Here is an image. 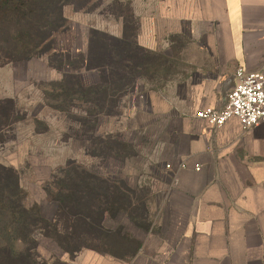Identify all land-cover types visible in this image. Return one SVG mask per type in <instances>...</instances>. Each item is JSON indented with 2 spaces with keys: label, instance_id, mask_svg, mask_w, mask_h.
I'll return each instance as SVG.
<instances>
[{
  "label": "rangeland",
  "instance_id": "obj_1",
  "mask_svg": "<svg viewBox=\"0 0 264 264\" xmlns=\"http://www.w3.org/2000/svg\"><path fill=\"white\" fill-rule=\"evenodd\" d=\"M156 6L153 0H77L63 9L66 30L54 35L53 49L84 52L91 28L120 35L124 24L131 34L138 21L130 14L155 12ZM166 53L169 58L156 53L132 58L138 68L126 93L93 104L50 97L49 84L59 81L61 73L49 68L45 57L9 62L0 52V100L11 99L17 112L16 123L0 134V165L18 173L24 205L36 207L45 220L59 215L54 201L58 186L65 194L74 186L80 200L61 214L60 235L45 224L15 233L27 236L26 246L17 243L18 250L34 246L35 264H68L84 250H132L133 243L120 235L149 230L158 220L171 186V137L164 117L153 114L148 102L152 94L169 100L174 92V51ZM95 112H100L96 122ZM85 188L94 196L84 198Z\"/></svg>",
  "mask_w": 264,
  "mask_h": 264
},
{
  "label": "crops",
  "instance_id": "obj_2",
  "mask_svg": "<svg viewBox=\"0 0 264 264\" xmlns=\"http://www.w3.org/2000/svg\"><path fill=\"white\" fill-rule=\"evenodd\" d=\"M153 1L132 18L140 48L174 51V92L148 102L171 137V186L152 228L120 235L132 250H84L68 264H264V125L195 117L222 108L238 67L264 72V0Z\"/></svg>",
  "mask_w": 264,
  "mask_h": 264
},
{
  "label": "trees",
  "instance_id": "obj_3",
  "mask_svg": "<svg viewBox=\"0 0 264 264\" xmlns=\"http://www.w3.org/2000/svg\"><path fill=\"white\" fill-rule=\"evenodd\" d=\"M76 1L0 0V52L9 62H28L45 57L48 67L61 73L59 81L49 84L53 93L49 94L50 97L76 102L85 100L94 104L101 99L112 100L123 96L135 79L131 74L134 73L133 69L138 68V65L130 63L131 59L139 54L151 56L155 53L140 48L135 42L137 28L128 34L127 25L124 24L120 38L91 28L87 33L84 52L73 54L55 51L54 35L66 30L67 19L63 9L73 6ZM129 17L132 19V14ZM120 18L125 17L121 15ZM92 78H96L97 82ZM15 114L16 108L11 99L0 100V117H4V121L0 122V134L16 123L13 118ZM99 115L100 112L94 113V122ZM72 171L77 172V168ZM73 188L70 186L65 194L58 186L59 192L54 195V201L60 216L55 215L52 221H48L38 214L36 207L27 208L24 205L25 195L19 185L18 173L0 165V255H4L0 260L10 264L25 259V264H35L32 259L34 246L18 250L17 243L26 246L27 236L15 233L21 228H34L38 224L53 227L57 235L63 233L61 214L68 209H75L80 201ZM85 191L84 198L91 194L89 189L85 188ZM91 195L94 196V191ZM88 211L93 210L88 206ZM84 218L86 221L89 219L88 216ZM4 220H9L8 225L3 226Z\"/></svg>",
  "mask_w": 264,
  "mask_h": 264
},
{
  "label": "built area",
  "instance_id": "obj_4",
  "mask_svg": "<svg viewBox=\"0 0 264 264\" xmlns=\"http://www.w3.org/2000/svg\"><path fill=\"white\" fill-rule=\"evenodd\" d=\"M233 80V87L221 109L201 110L195 117L214 129L220 128L232 117L239 120L243 130L264 125V72H249L238 67Z\"/></svg>",
  "mask_w": 264,
  "mask_h": 264
}]
</instances>
